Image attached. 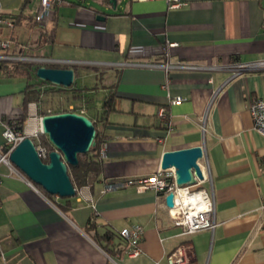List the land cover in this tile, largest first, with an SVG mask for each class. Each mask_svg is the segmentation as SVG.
<instances>
[{"label": "crops", "instance_id": "1", "mask_svg": "<svg viewBox=\"0 0 264 264\" xmlns=\"http://www.w3.org/2000/svg\"><path fill=\"white\" fill-rule=\"evenodd\" d=\"M183 1L185 7L170 9L163 0H116L114 9L110 0H65L42 29L35 20L38 0H24L19 9L3 0L16 24L0 29L11 56L48 60L60 48L86 64L70 67L75 80L79 67L90 65L104 96L112 88L119 99L99 123L106 147L99 182L81 188L92 202L75 196L69 208L31 188L23 173L0 166V264H168L180 246L187 249L186 264H264V137L249 110L264 98V71L228 81L225 72L136 66L264 60V0ZM100 13L104 21L97 20ZM26 87L24 78H0V145L4 123L22 115L17 96L23 99ZM175 97L186 100L170 104ZM160 107L167 109L169 133ZM196 146L204 150L201 164L210 177L202 188L214 202V231L182 235L166 196L153 191L102 194L105 182L153 176L165 152ZM133 226L144 229L135 258L124 254L119 237Z\"/></svg>", "mask_w": 264, "mask_h": 264}, {"label": "built area", "instance_id": "2", "mask_svg": "<svg viewBox=\"0 0 264 264\" xmlns=\"http://www.w3.org/2000/svg\"><path fill=\"white\" fill-rule=\"evenodd\" d=\"M35 0H28L29 3ZM151 1V0H139ZM167 3L170 9H181L187 5L183 0H163ZM64 5V0H38L35 20L38 25L44 29L48 21L53 17L58 8ZM14 18L5 12L3 7V0H0V29H14ZM11 42L9 40L0 41V63L1 62H16V63H33V64H46L47 66H58V68H70L74 66L86 65L80 62H72L65 60L53 59H40L30 58L21 54L19 56H11L9 50ZM98 66H105L104 64H95ZM127 64H118L114 66H125ZM147 68H160L165 70L166 73L170 71L180 72H225L230 75L228 81L234 80L246 73L264 71V60L255 62L242 63L235 62L223 65H198L190 62H176L165 64H136ZM212 82V80H210ZM186 99L182 97L171 98L170 104H179ZM250 113L254 122V129L264 137V98L254 99L249 106ZM48 115H53L48 111ZM84 115V111L81 113ZM162 124L169 133L172 130V125L169 120L166 107H160L157 113ZM47 116V115H46ZM20 118H14L4 123L3 138L4 142L0 145V166H7L12 173L22 176L10 160L12 152L16 147L26 138L37 139L42 132V119L43 116L39 115V106L36 103L29 105V117L24 127L20 129ZM203 130L205 127L203 126ZM38 155L43 160L47 158L45 149L39 145L36 147ZM106 147L102 144L100 147V157H105ZM203 160V158H202ZM200 160L199 166L203 173V180L195 176L196 182L190 186H179L176 182L175 171L163 173L159 171L153 176L149 177H130L118 178L107 181L103 185L102 194L115 192L126 188H136L139 192L153 191L158 195H165L166 197L172 193L174 194V207L170 209L172 213L173 222L176 226L182 228V235L191 236L201 231H214L218 224L215 220V207L214 202L208 192L202 188V185L210 180L209 174L205 171ZM25 181L34 190L37 187L26 177ZM1 183V176H0ZM76 196L92 202L91 198L85 196L83 189L75 186ZM144 236V229L141 226H133L132 228H125L119 232V237L125 243L123 250L124 254L135 258L141 254L140 242ZM168 264H186L189 261L187 249L185 246L178 247L173 253L167 257Z\"/></svg>", "mask_w": 264, "mask_h": 264}, {"label": "water", "instance_id": "3", "mask_svg": "<svg viewBox=\"0 0 264 264\" xmlns=\"http://www.w3.org/2000/svg\"><path fill=\"white\" fill-rule=\"evenodd\" d=\"M110 3H114L113 8L116 9V0ZM105 18L104 13L97 16L98 21H104ZM36 75L39 80L65 89L75 84V71L72 68L40 66ZM42 132L56 149L50 153L49 163L43 162L30 138L16 147L10 160L33 184L48 194L59 198H74L76 189L68 169L70 166H78V156L88 153L96 145L97 131L94 123L87 116L77 113L47 115L42 119ZM202 158V146L168 151L163 154L160 171L169 173L174 170L179 186L194 185L195 176L200 180L204 178L198 163ZM166 205L169 209L174 207V194L170 193L166 197Z\"/></svg>", "mask_w": 264, "mask_h": 264}, {"label": "trees", "instance_id": "4", "mask_svg": "<svg viewBox=\"0 0 264 264\" xmlns=\"http://www.w3.org/2000/svg\"><path fill=\"white\" fill-rule=\"evenodd\" d=\"M106 3L109 0H104ZM54 31V30H53ZM51 38V37H50ZM40 66L38 64L33 63H16V62H1L0 63V78L1 77H9V78H24L27 80V87L23 92V105H22V115L19 117L20 129L25 126L28 120V107L32 103H36L39 106V115L46 116L48 115V111L54 114L61 113H77L81 114L83 112V108L78 106L76 103L78 101H82L86 104H89L93 98L94 91L96 88L91 89H79L77 88L76 83L69 89H65L63 87L55 86L49 82H44L39 80L36 72ZM47 68H58V67H48ZM62 69H70V68H62ZM45 86H50L47 89H44ZM65 94L67 95V105L63 107L61 104H51L47 105L44 97L46 95H55V94ZM90 93L91 96L88 95ZM117 91L109 88L108 93L104 97L103 104L101 109L97 111L96 117L92 118L89 115H86L90 118L97 131L96 136V145L91 148V150L86 154H81L78 156L79 164L76 167L70 166L68 169V174L74 186L78 188H82L84 186H93L95 183L99 182V177L102 171V162L99 154L100 147L104 144L101 131L99 129V123L105 122L106 116L111 112L115 111L116 101L119 99L117 96ZM46 102V103H45ZM76 104L75 109L70 110L72 104ZM50 108H47V107ZM73 107V106H72ZM36 147L41 145L47 154V158L43 159L44 163H49V155L54 152L56 149L49 141V138L45 134H40L37 139H33ZM38 188L49 198H53L54 196L48 194L41 187ZM65 202L67 207L70 206L71 200L73 198H60ZM63 211H66V207H60ZM70 208V207H69ZM105 239L110 241L111 235H105Z\"/></svg>", "mask_w": 264, "mask_h": 264}, {"label": "rangeland", "instance_id": "5", "mask_svg": "<svg viewBox=\"0 0 264 264\" xmlns=\"http://www.w3.org/2000/svg\"><path fill=\"white\" fill-rule=\"evenodd\" d=\"M65 1V0H64ZM67 1H78V0H67ZM90 1H94V0H89ZM112 1V0H110ZM24 0H13V7H17L18 9L21 7V5L23 4ZM114 5V3H112ZM48 50H52V47H49ZM60 48H57V50H53L54 54H53V59H61V60H68V61H72V62H75V61H82V59L80 58H77V57H73V55H70L69 57H65L63 56V54H61L62 52L59 51ZM39 55V54H37ZM36 55V56H37ZM35 58V57H33ZM39 66H44V67H47L46 64H41ZM87 66H90V65H87ZM87 66H81L79 67V69H81L80 71V75L77 77V79L75 80V83L77 85V88L79 89H93L94 87L96 88V84L98 85L97 86V90L94 91L93 95L91 96L90 93H88L89 96H91L92 101L89 103V104H86L82 101H78L76 104L80 107L83 108V111L86 115H89L90 117L92 118H95L96 116V113L98 110L101 109V106L103 104V101H104V93H103V90L101 88V85H100V80H97L95 78V75L93 74V69L90 67V68H86ZM48 67H58V66H52V65H49ZM86 70V71H85ZM85 72V74L83 73ZM107 80H104L102 83H105ZM108 83V81H107ZM50 86H45L44 89H47L49 88ZM67 95L65 94H55V95H46L44 97V99L46 100L47 102V105H51V104H61L63 107H66V105L68 104L67 103ZM17 99L21 101H23L22 97H21V94H19L17 96ZM45 102V103H46ZM76 104H72L71 107H70V110H72L73 108L75 109V106ZM73 106V107H72ZM47 107V106H46ZM47 108H50V107H47Z\"/></svg>", "mask_w": 264, "mask_h": 264}]
</instances>
